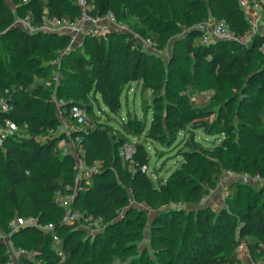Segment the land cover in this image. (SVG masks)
Listing matches in <instances>:
<instances>
[{
    "label": "trees",
    "instance_id": "trees-1",
    "mask_svg": "<svg viewBox=\"0 0 264 264\" xmlns=\"http://www.w3.org/2000/svg\"><path fill=\"white\" fill-rule=\"evenodd\" d=\"M12 1L14 7L0 0V38L7 39L5 46L11 50L8 57L0 52V96L6 97L13 106L1 116L20 125L27 124L28 134L7 138L0 147L3 214L0 229L6 232L15 248L34 252L33 257L20 255L19 264H122L137 252L135 243L143 238L145 225L150 239L156 240L166 252L162 264H242L236 247L241 242L246 243L245 237L254 235L264 244V186L241 182L252 190L240 192L233 181L226 186L224 206L215 210L202 204L203 197L216 188L224 168L264 176L263 155L251 160L243 152L231 153L226 142L203 146L192 135L185 142L180 166L164 180L154 181L148 172L150 156L144 143L132 142L133 152L124 158L120 150L123 140L114 137L107 124L96 122L94 115L89 117L92 126L82 136L83 152L79 154L85 164L99 160L102 165L87 188L78 192L73 208L100 216L103 228L89 240L82 237L84 230L78 223H62L63 209L55 201V191L74 186L76 157L59 149L58 135L44 141L34 136L44 134L49 128L56 129L61 120L71 123L67 110L70 104L86 108L78 93L66 95L69 81L77 80L82 91L98 96L111 112L121 106L119 85L142 81L143 87L150 89L154 97L153 120L147 131V137L151 138L161 137L165 128L175 133L188 122L208 118L214 112L203 106L188 113L177 103L163 100L162 83L152 76L154 55L134 46L132 36L120 32L88 37L83 46L65 51L60 59V82L54 87L53 83H48L53 70L49 62L68 45V36L29 33L12 26V22L16 15L30 10L37 16L43 9L49 16L72 19L79 15L77 0ZM162 1L160 7L151 11L144 0H92L91 12L102 15L111 11L118 20L124 21L130 10L141 20L148 19L149 26L159 29L163 39L174 26L169 12L182 22L186 21L185 11L193 12L198 20L211 13L238 33L250 27L245 11L235 0ZM199 37L200 30L195 27L181 39L184 53L193 60L194 69L205 70V74L218 83H239L243 95L253 90L264 97V53L257 49L264 33L254 35L247 46L232 40L200 42ZM172 55L171 64L176 65L178 56ZM33 75L38 78L49 75V79L34 83ZM26 87H29L27 93L16 98ZM56 99L64 100L65 104L58 108ZM233 104L239 112H264V108L254 102L234 97L225 99L226 110L230 111ZM217 124L221 126L219 131L228 126L221 115ZM122 126L133 135H140L145 128L139 120L132 128ZM241 142L245 145V141ZM171 204H183L185 208ZM31 215L43 224L52 223L53 229L26 225L10 230L12 218ZM54 235L58 239H54ZM2 245L0 241L1 248ZM248 246L253 261H264L263 245L248 243ZM142 262L152 264L142 256L133 258L130 264ZM0 264H12L6 249L0 250Z\"/></svg>",
    "mask_w": 264,
    "mask_h": 264
},
{
    "label": "rangeland",
    "instance_id": "rangeland-1",
    "mask_svg": "<svg viewBox=\"0 0 264 264\" xmlns=\"http://www.w3.org/2000/svg\"><path fill=\"white\" fill-rule=\"evenodd\" d=\"M4 1L14 7L12 0ZM144 2L151 11L163 4L162 0H144ZM173 14L169 12V18L174 22V26L166 39H163L159 29H153L149 26L148 19L143 21L130 10H127V17L123 21L126 24V28L120 33L151 39V43L146 46L145 51L154 55L155 66L152 70V76L157 82L162 83L161 95L163 100L177 103L183 111L188 113H192L200 107L208 106L214 112L213 115L208 118L194 119L188 122L182 129L175 131V133H171L165 128L161 137H147V131L153 120L154 97L150 89L143 87L142 81H132L119 85L118 92L121 106L118 111L111 112L99 100L98 96L96 98V96L87 94L84 90L82 91L79 88L77 80L72 79L67 83L66 95L78 93L80 101L86 105V108H84L86 113L85 127L90 128L92 126V122L89 120V117L91 116L92 118V115L95 116L96 122L107 124L114 137L123 140L120 150L124 158H127L128 153L131 151L129 146L132 142H143L150 156L148 172L154 181L158 178L164 180L174 168L180 166L183 158L182 151L186 148L185 142L192 135L203 146H219L226 142L228 144L227 148L233 154L243 152L251 160L257 156H264V112L260 111L258 114L239 112L235 104L231 105V110L229 111L226 110L225 106V99L234 97L235 99L254 102L263 109L264 97L256 94L253 90L243 95L239 83L230 81L218 83L212 77L206 75L205 70L194 69L193 60L185 55L182 48L181 39L186 36L191 28H198L200 24L212 23L213 21H218V19H215V16L209 13L205 19L198 20L193 12L185 11L186 21L182 22ZM262 20L264 21V15ZM157 36H159V39H157ZM6 43L7 39L1 37L0 52L5 57H8L11 50L5 46ZM173 53L178 56L176 65L171 64ZM48 79L49 75L41 78L33 75L34 83L39 81L47 82ZM27 90H29V87L19 92L16 98L20 99L27 93ZM219 115L228 124L224 131H219L220 129H218L222 125V121L220 125L217 124ZM137 120L145 125L144 131L140 135L130 134L123 129V124L132 128ZM241 140L245 141V145ZM68 151L73 153L78 159L82 146L80 145L79 148V145H71ZM227 170L232 169L224 168V171ZM233 171L237 174L241 173L236 170ZM236 183L240 188V192L251 188V186L245 187L241 185L240 181H236ZM256 188L254 187V189ZM225 202L226 195L224 191L221 188H214L203 197L202 204L217 210L224 206ZM170 206L177 208L184 207L185 205L171 204ZM148 212V217L150 218L152 212L151 210ZM122 214H125V212ZM2 215V207L0 206V218ZM139 220L143 221V219ZM99 227H103V224L99 225ZM81 228L84 230V233L81 234L82 237L91 240L90 238L95 233L93 226L86 225ZM143 231V238L135 243L137 252L131 255L125 252L129 256L122 264H130L133 258L139 256H142V259L148 258L152 264L163 263L166 252L160 249L159 243H156V240L152 241L150 239L147 225L144 226ZM5 239L8 240V235L0 229V241L3 242L0 250H7ZM245 242L247 245L246 251L242 256V262L250 263L252 261V252L248 243L263 246L264 244L254 235L245 237ZM142 264L144 263L142 262Z\"/></svg>",
    "mask_w": 264,
    "mask_h": 264
},
{
    "label": "built area",
    "instance_id": "built-area-1",
    "mask_svg": "<svg viewBox=\"0 0 264 264\" xmlns=\"http://www.w3.org/2000/svg\"><path fill=\"white\" fill-rule=\"evenodd\" d=\"M21 1L27 2L28 0ZM235 1L245 11L249 19L250 27L245 32L238 33L231 29L224 21L203 23L198 27L200 30V42H209L212 40H232L243 46H247L251 42L254 35L264 33V27L260 30L257 25L259 15L254 13L255 11L264 8V0ZM77 6L79 8V15L72 19L64 16H49L47 10L43 9L37 16H35V14L30 10L21 15H16L12 22V26L29 33H55L58 35L65 34L68 36V45L50 60L53 70L51 80L48 83H53L54 87H56L60 82V59L65 51L83 46L88 37L102 36L110 32H121L126 28V24L123 21L118 20L115 14L111 11L102 15L92 14V0H77ZM132 38L134 46H140L143 50H145L146 46L151 43L150 38H142L137 35H132ZM257 49L264 53V38L259 43ZM55 103L58 108L65 104L62 99H56ZM12 108L13 106L8 99L4 96H0V147L3 146V143L7 138H21L27 136L28 134L27 124L20 125L11 118H2L1 115L7 114L12 110ZM67 110L72 120L71 123L66 120H61L56 129L49 128L44 134L35 135L34 138L38 141H44L53 135H58V147L63 153L69 152L68 148L71 145H79L80 148V145L82 146V136L88 131V128L85 127V109L76 103H72L67 107ZM129 147L131 151L128 153V157L133 152L131 146ZM80 152H83V149ZM101 165V161L99 160L94 161L91 164H85L83 157L80 154L78 159L76 158V163L74 165V186H65L64 191H55V201L63 209L62 223H78L81 227L92 225L95 232L103 228L99 227V225L103 224L100 216L86 214L81 210L73 208V202L76 195L78 192L87 188L91 177L100 170ZM233 181H240L254 186H264V176H261L258 173L252 174L249 172H241L237 174L233 170H227L223 171L216 188H221L225 195H227L226 186ZM26 225L35 226L42 230L53 229L52 223L43 224L38 221V218L32 215L26 217L16 216L9 221V228L11 231ZM54 239H58V237L54 235ZM4 241L7 242V250L12 264L18 263L17 259L20 255L33 257V251L28 252L24 249L15 248L14 245L9 242V238ZM236 251L242 260L243 253L246 251V244L244 242L239 243L236 247ZM59 255L64 257L61 252ZM242 264H264V262L252 260L250 263L242 262Z\"/></svg>",
    "mask_w": 264,
    "mask_h": 264
},
{
    "label": "crops",
    "instance_id": "crops-1",
    "mask_svg": "<svg viewBox=\"0 0 264 264\" xmlns=\"http://www.w3.org/2000/svg\"><path fill=\"white\" fill-rule=\"evenodd\" d=\"M256 15H259V21L257 23L258 28L261 30L264 27V21L262 20L263 15H264V8L260 9L258 11L254 12Z\"/></svg>",
    "mask_w": 264,
    "mask_h": 264
}]
</instances>
